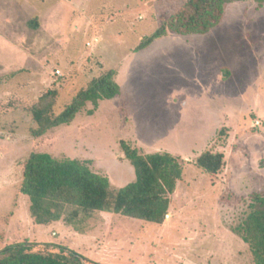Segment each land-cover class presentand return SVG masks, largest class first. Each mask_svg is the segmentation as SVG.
Returning <instances> with one entry per match:
<instances>
[{
  "label": "rangeland",
  "instance_id": "374dc122",
  "mask_svg": "<svg viewBox=\"0 0 264 264\" xmlns=\"http://www.w3.org/2000/svg\"><path fill=\"white\" fill-rule=\"evenodd\" d=\"M184 1L0 0V249L28 242L88 264H254L232 228L251 193L264 196V4H229L206 34L168 32L134 51ZM108 69L118 96L31 135L30 108L42 94L56 92L58 114ZM121 140L182 158L169 220L95 211L76 227L33 221L19 190L30 153L89 160L118 188L135 179ZM205 150L224 153L217 174L196 166Z\"/></svg>",
  "mask_w": 264,
  "mask_h": 264
},
{
  "label": "trees",
  "instance_id": "16d2710c",
  "mask_svg": "<svg viewBox=\"0 0 264 264\" xmlns=\"http://www.w3.org/2000/svg\"><path fill=\"white\" fill-rule=\"evenodd\" d=\"M253 1L258 6L264 0H185L150 34L143 37L134 51L147 48L168 32L178 35L206 34L223 19L227 5ZM116 71L108 69L92 78L63 109L53 111L55 91H47L30 108L35 127L33 137L44 135L52 128L71 123L86 111L92 115L100 101L120 94L115 80ZM125 159L133 167L135 179L124 186L113 188L109 179L95 173L89 160L55 158L46 152H32L22 170L20 193L29 200L28 213L36 224L47 225L62 220L75 226L82 218L102 211L162 224L171 204L170 195L182 178V158L169 152L141 153L139 148L125 140L120 141ZM195 164L209 174H217L225 166L221 151L205 150ZM248 212L232 231L248 245L254 264H264V196L251 193ZM0 264H88L86 258L75 252L34 251L28 242H16L0 249Z\"/></svg>",
  "mask_w": 264,
  "mask_h": 264
},
{
  "label": "crops",
  "instance_id": "0c3cea01",
  "mask_svg": "<svg viewBox=\"0 0 264 264\" xmlns=\"http://www.w3.org/2000/svg\"><path fill=\"white\" fill-rule=\"evenodd\" d=\"M258 122V121H257ZM257 122H256V124H257ZM259 123V122H258ZM168 216L170 217L171 216V204H170V207H169V213L167 214V216H166V220L163 222V223H165L167 220H169L168 219Z\"/></svg>",
  "mask_w": 264,
  "mask_h": 264
},
{
  "label": "built area",
  "instance_id": "2783aa9c",
  "mask_svg": "<svg viewBox=\"0 0 264 264\" xmlns=\"http://www.w3.org/2000/svg\"><path fill=\"white\" fill-rule=\"evenodd\" d=\"M56 74H60L58 70H56ZM257 124H258V122H257Z\"/></svg>",
  "mask_w": 264,
  "mask_h": 264
}]
</instances>
